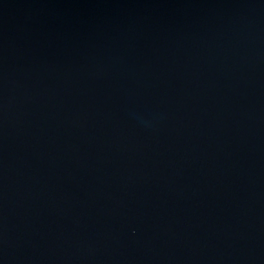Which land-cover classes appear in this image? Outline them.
<instances>
[{
  "label": "water",
  "instance_id": "1",
  "mask_svg": "<svg viewBox=\"0 0 264 264\" xmlns=\"http://www.w3.org/2000/svg\"><path fill=\"white\" fill-rule=\"evenodd\" d=\"M0 264H264V0H0Z\"/></svg>",
  "mask_w": 264,
  "mask_h": 264
}]
</instances>
